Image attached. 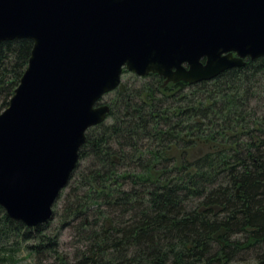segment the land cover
<instances>
[{"label": "trees", "instance_id": "trees-1", "mask_svg": "<svg viewBox=\"0 0 264 264\" xmlns=\"http://www.w3.org/2000/svg\"><path fill=\"white\" fill-rule=\"evenodd\" d=\"M31 49L0 42V112ZM128 74L52 218L26 227L0 207V264H264V58L191 85Z\"/></svg>", "mask_w": 264, "mask_h": 264}, {"label": "water", "instance_id": "water-1", "mask_svg": "<svg viewBox=\"0 0 264 264\" xmlns=\"http://www.w3.org/2000/svg\"><path fill=\"white\" fill-rule=\"evenodd\" d=\"M24 38L28 63L0 112V207L35 227L123 69L191 85L264 58V0H0V42Z\"/></svg>", "mask_w": 264, "mask_h": 264}, {"label": "rangeland", "instance_id": "rangeland-1", "mask_svg": "<svg viewBox=\"0 0 264 264\" xmlns=\"http://www.w3.org/2000/svg\"><path fill=\"white\" fill-rule=\"evenodd\" d=\"M131 73L129 72L128 75ZM133 74V73H132ZM121 78H125L126 76H122ZM56 203V202H55ZM71 235L69 231H64L63 235L60 239V249L63 252L71 253L73 251V248L71 247ZM20 262L19 264H51V259H38L35 257H26L24 253L19 254ZM231 264H255L253 261H245V262H233Z\"/></svg>", "mask_w": 264, "mask_h": 264}]
</instances>
